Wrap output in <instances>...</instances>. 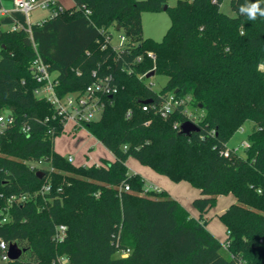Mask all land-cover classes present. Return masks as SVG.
<instances>
[{
  "label": "trees",
  "instance_id": "1",
  "mask_svg": "<svg viewBox=\"0 0 264 264\" xmlns=\"http://www.w3.org/2000/svg\"><path fill=\"white\" fill-rule=\"evenodd\" d=\"M222 1L73 0L29 32L0 28V114L13 118L0 135V238L24 250L0 264H59L57 257L67 264H264V17L252 21L239 11L256 0H230L232 15ZM164 6L171 24L163 39H144L141 14ZM116 27L127 40L120 49L111 44ZM36 54L56 75L59 97L113 77L117 92L82 127L112 161L76 167L55 152L64 127L33 93ZM151 71L167 78L157 92L145 83ZM168 96L184 104L162 117ZM188 107L202 112L197 120L184 114ZM248 121L240 156L226 142ZM185 122L198 132L178 135ZM129 158L197 189L198 218L165 191H145ZM229 194L235 201L217 217L226 235L220 243L204 215ZM58 226L66 229L62 241L54 239Z\"/></svg>",
  "mask_w": 264,
  "mask_h": 264
},
{
  "label": "built area",
  "instance_id": "2",
  "mask_svg": "<svg viewBox=\"0 0 264 264\" xmlns=\"http://www.w3.org/2000/svg\"><path fill=\"white\" fill-rule=\"evenodd\" d=\"M73 1V0H71ZM13 10L20 12L24 16V25L23 23H14L10 30L15 31L18 29H25L27 32L30 30L28 24L29 13L36 8L47 9L50 14L49 18L55 16L57 12H61L63 8L56 3V0H12ZM51 6H56L55 10H50ZM8 12L3 8H0V16L6 15ZM43 21V20H42ZM39 24V23H37ZM26 27V28H25ZM114 34L117 36V41H111V44L116 49H120L125 46L127 40L126 37L121 34L119 31L114 30ZM147 57L154 61L155 56L153 53H148ZM141 58L138 57L136 62H140ZM31 72L33 74L35 82L39 85L34 91V95L38 99L46 100L54 109L56 115L60 118V121L63 124V127L70 123L72 128H82L85 124L96 121L101 116V113L104 108V97L107 95H112L117 92V86L113 81L111 75H104L101 78H96L90 85H88L82 92L72 93L62 97H59L56 94V87L58 85L56 80V75L51 74L48 71V66L42 62L40 57L36 54L35 58L31 63ZM96 73L93 72L92 76L95 78ZM183 100L174 99L173 96H168L167 100L158 108V113L162 117H166L170 114L173 109L177 106L183 105ZM144 111L147 110V107H142ZM184 114L193 120H197L195 116H192L188 113L187 110L184 111ZM129 115V113H128ZM13 124V118L9 113L0 114V135ZM83 129V128H82ZM27 129L22 128V132L25 133ZM241 147L243 149L248 148V143L246 141L242 142ZM228 151H224L223 155L227 156ZM71 158H68V162L71 163ZM42 168V166H40ZM44 191H48V187H43ZM125 191H128V188H124ZM153 190L159 192L157 188H146L145 191ZM6 221V217L1 220V223ZM65 227L58 226L56 229V234L54 239L57 241H62L65 237ZM228 243L222 244V249L227 250ZM8 245L0 238V262L6 263L10 262L7 256ZM128 250L124 251L120 256L126 257ZM57 262L59 264H67V259L65 257H57ZM234 264H245L243 261H237Z\"/></svg>",
  "mask_w": 264,
  "mask_h": 264
},
{
  "label": "rangeland",
  "instance_id": "3",
  "mask_svg": "<svg viewBox=\"0 0 264 264\" xmlns=\"http://www.w3.org/2000/svg\"><path fill=\"white\" fill-rule=\"evenodd\" d=\"M1 4L4 10H12L13 8L11 1L1 0ZM177 0H166L168 7L175 5ZM64 1V6H65ZM230 0H223L220 6L221 11L225 14L232 15L229 6ZM50 12L47 9L36 8L29 13L28 24L36 25L42 20L48 18ZM15 17H20L19 20H23V16L20 14L15 15ZM10 17L6 16L2 18L3 20H8ZM1 19V17H0ZM142 30L141 35L144 39H150L159 42L163 39L167 29L171 24L170 16L168 11H144L141 14ZM9 25H2V30H8ZM113 41H117L116 34L113 35ZM167 78L161 75H154L145 79L146 85H148L153 91H159L166 83ZM188 113L196 118L199 117L202 112L199 109L192 110L190 107L187 108ZM252 128L251 122H245L239 129H237L226 142V148L228 150L233 149L237 151L238 155H244V149L241 147L242 142L246 141L248 134ZM54 150L60 156L68 159L71 157L73 159L72 165L79 167L85 166L90 167L94 164H102L105 160H110V155L108 151L100 145L96 140L87 134V132L82 128L74 129L70 123L64 126L63 133L55 138L54 140ZM145 171L143 172L146 187L151 185L148 180H153L152 175H157L152 169L140 166ZM234 201L232 194L226 195L224 198H220L215 206L208 211V219L211 220V226L215 227L216 231L223 234V225L217 218L218 211L224 206L229 204V202ZM225 235V234H224ZM223 238V236H222ZM226 238V235H225ZM225 240V239H224ZM223 240V242H224Z\"/></svg>",
  "mask_w": 264,
  "mask_h": 264
},
{
  "label": "crops",
  "instance_id": "4",
  "mask_svg": "<svg viewBox=\"0 0 264 264\" xmlns=\"http://www.w3.org/2000/svg\"><path fill=\"white\" fill-rule=\"evenodd\" d=\"M64 1L66 2L65 3V6H64ZM3 1L0 0V8H3L2 7V4ZM56 3L61 6L63 9H69L73 6V1L71 0H56ZM12 4V2H11ZM4 9V8H3ZM12 10H6L8 13L4 16H0L1 19H0V28L2 29V25H9V28L8 30H10L11 26L14 24V23H24V16L18 12V11H15L13 10V8H11ZM17 14H20L23 16V20H19L20 17H15V15ZM10 17L8 20H3L2 18L4 17ZM85 130V129H84ZM88 134V133H87ZM89 135V134H88ZM94 139V138H93ZM95 140V139H94ZM99 143V142H98ZM100 144V143H99ZM101 145V144H100ZM109 155H110V160H106V161H112L113 160V155L108 152ZM71 158V157H69ZM71 164L73 162V159L71 158ZM94 165H97V164H94ZM99 165V164H98ZM126 166L129 170L130 173H133V174H138L139 176H141L143 178V180L145 181L146 176H144L143 172L145 171L143 168H141L140 164L135 161L134 159L132 158H129L127 161H126ZM152 178L153 180H150L148 179L150 182H151V185L146 187V188H150V187H153V188H157L159 190H163L165 191L172 199L176 200L178 203H180L188 212L189 214L191 215V217L197 219L198 216H199V213L192 207V201L195 199V198H198L200 196V193L197 189H194L192 188L188 183L186 182H179V183H173L171 182L169 179H167L166 177H163V176H160V175H152ZM225 196H218L217 199H216V202L220 199V198H224ZM234 201H235V198H234ZM233 200L231 202H229L228 205H226V207L224 206L223 208H221L218 213H217V217L222 213L224 212L228 206L230 204H232L234 202ZM208 215V212L204 215V218L207 219V224H206V229L220 242V243H223V240L225 239V229L223 227V238L221 236V234L218 232V230L216 231L215 227H212L211 226V220L208 219L207 217Z\"/></svg>",
  "mask_w": 264,
  "mask_h": 264
},
{
  "label": "water",
  "instance_id": "5",
  "mask_svg": "<svg viewBox=\"0 0 264 264\" xmlns=\"http://www.w3.org/2000/svg\"><path fill=\"white\" fill-rule=\"evenodd\" d=\"M166 10V6H164L162 8V11H165ZM116 31H119L120 28L119 27H116L115 28ZM154 75V72L151 71L148 75H146V78H149V77H152ZM143 103H149L148 101L147 102H143ZM198 132V128L190 123V122H185V123H182L180 126H179V132H178V135L180 136H186V137H189L191 134L193 133H197ZM36 175L41 178L42 177V173L40 171H38L36 173ZM24 252L23 249H20L18 248L16 245L14 244H11L9 245L8 247V251H7V256H8V259L10 261H16L17 259L20 258V256L22 255V253Z\"/></svg>",
  "mask_w": 264,
  "mask_h": 264
},
{
  "label": "clouds",
  "instance_id": "6",
  "mask_svg": "<svg viewBox=\"0 0 264 264\" xmlns=\"http://www.w3.org/2000/svg\"><path fill=\"white\" fill-rule=\"evenodd\" d=\"M241 14L247 16L249 20H256L257 16L264 17V8L260 7V0H256L255 3H245L239 9Z\"/></svg>",
  "mask_w": 264,
  "mask_h": 264
}]
</instances>
